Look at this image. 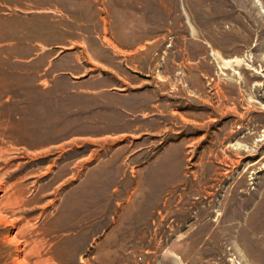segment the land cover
<instances>
[{
  "label": "rangeland",
  "instance_id": "obj_1",
  "mask_svg": "<svg viewBox=\"0 0 264 264\" xmlns=\"http://www.w3.org/2000/svg\"><path fill=\"white\" fill-rule=\"evenodd\" d=\"M0 264H264V0H0Z\"/></svg>",
  "mask_w": 264,
  "mask_h": 264
}]
</instances>
